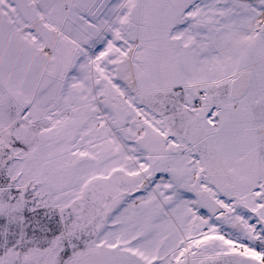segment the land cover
<instances>
[{
	"label": "snow or ice",
	"instance_id": "1",
	"mask_svg": "<svg viewBox=\"0 0 264 264\" xmlns=\"http://www.w3.org/2000/svg\"><path fill=\"white\" fill-rule=\"evenodd\" d=\"M0 264H264V0H0Z\"/></svg>",
	"mask_w": 264,
	"mask_h": 264
}]
</instances>
